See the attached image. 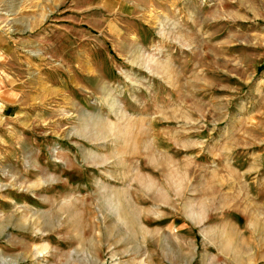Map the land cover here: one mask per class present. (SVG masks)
Instances as JSON below:
<instances>
[{
  "label": "rangeland",
  "instance_id": "obj_1",
  "mask_svg": "<svg viewBox=\"0 0 264 264\" xmlns=\"http://www.w3.org/2000/svg\"><path fill=\"white\" fill-rule=\"evenodd\" d=\"M0 264H264V0H2Z\"/></svg>",
  "mask_w": 264,
  "mask_h": 264
},
{
  "label": "crops",
  "instance_id": "obj_2",
  "mask_svg": "<svg viewBox=\"0 0 264 264\" xmlns=\"http://www.w3.org/2000/svg\"><path fill=\"white\" fill-rule=\"evenodd\" d=\"M2 3V0H0V7ZM13 44L15 43L12 41V36L6 35L2 31H0V84L3 82L2 74H6L2 67V55L4 54L6 56L7 54H9V52H11V49L13 48Z\"/></svg>",
  "mask_w": 264,
  "mask_h": 264
}]
</instances>
